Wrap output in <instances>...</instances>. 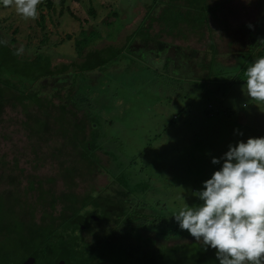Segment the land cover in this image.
<instances>
[{
  "label": "rangeland",
  "instance_id": "rangeland-1",
  "mask_svg": "<svg viewBox=\"0 0 264 264\" xmlns=\"http://www.w3.org/2000/svg\"><path fill=\"white\" fill-rule=\"evenodd\" d=\"M208 1L213 7L219 6L210 15L208 25L199 29L197 25L192 28L185 24L170 25L173 28L170 30L162 18L157 19L170 0H41L37 8L39 18H44L43 28L37 19L25 20L15 6L6 8L0 0V39L23 48L24 59H33L38 51L53 54V68L59 72L36 84L1 75V81L13 95L37 93L41 99L40 105L28 109L29 114L20 103H6L0 115V159L7 161L3 169L5 185L12 184L10 168L18 161L25 170L22 184L26 185L32 174L38 173L42 179L56 178L53 185L44 182L40 188L60 189L59 161L47 158L46 167L36 164L29 148L37 133L29 129L31 116L40 115L42 105L51 116L47 134L69 153L76 151L75 145L78 150L95 153L109 169L110 177L106 178L111 180V193L114 187L116 190L118 218L112 215L111 226L94 229L96 236H101L95 240L102 246L107 243L106 234L109 242L117 243L127 240L130 230L138 227V219L126 215L137 206V195H142L141 186L145 185L141 182H149L150 176L153 179L146 187L158 192L145 194L142 202L161 200L162 207L169 206L171 213L174 208L178 211L202 203L195 193L223 164V161L213 164V157H222L229 145L241 140L264 137V103L257 105L246 96L242 90L245 77L243 82L230 84L228 88L223 86L225 80L218 87L210 80L199 81L196 87L193 84L199 76L207 74L204 67H211L214 58L212 64L223 69L224 65L237 64L239 53H243V63L247 49L253 52L258 48L256 40L264 35V0ZM184 2L188 0L175 1L182 10L186 7ZM42 41L49 46V52ZM78 42H90L81 54ZM213 43L219 52L213 49ZM126 46V51L119 55ZM95 48H103L100 59L108 64L95 74H76L73 63L84 62V56ZM215 53L217 57L213 58ZM210 90L218 93L214 95ZM86 98L90 99V105L83 101ZM63 117L71 122L69 126L52 125L53 119ZM67 127L83 128L82 138L86 141L72 142L71 136L64 137ZM106 132L111 135L114 151L108 143L104 145ZM127 168L135 172L134 180L127 175L134 182L133 190L126 188L121 179ZM88 188L97 191L100 186L96 183ZM79 191H84L83 186ZM183 191L188 192L186 198H182ZM35 195L40 197V192ZM103 196L110 193L107 191ZM164 220L176 223L174 217ZM90 231L91 228L82 233L79 229L74 239L82 237L86 244L90 243ZM136 235L139 233H132ZM143 236L148 237V233H140L137 240ZM177 240L195 241L189 234H182ZM142 241L146 245V239ZM172 244L175 243L167 241L164 247Z\"/></svg>",
  "mask_w": 264,
  "mask_h": 264
},
{
  "label": "trees",
  "instance_id": "trees-1",
  "mask_svg": "<svg viewBox=\"0 0 264 264\" xmlns=\"http://www.w3.org/2000/svg\"><path fill=\"white\" fill-rule=\"evenodd\" d=\"M175 1L177 0H170L169 3H166L162 13L159 18H157L158 20H161L162 18L166 25H173V27L178 25L183 26V24H185L190 25L191 28L197 25L198 27H196V29H199L203 27L204 24L205 26L208 25L210 15L219 8V6L213 7L208 0H188V3L184 2L186 7L182 10V7L176 5ZM176 10H179V13L176 14ZM114 16L115 18L119 17L117 14H114ZM154 19L156 18H152V20ZM43 22L44 19L43 16H41V21L38 23L43 26ZM172 29V26H170V30ZM263 36L257 38L256 47L258 48H255L256 50L251 52L247 49L248 52H245L246 59L243 63V53H239L241 58H239L237 64L229 65V67H225L224 65L223 69H219L212 64L215 61L214 59H216L214 57H217L216 53L213 54V62L209 64L211 67H204V71L207 74H204L203 77L199 76L200 79H195L196 81L193 82L194 86L196 87L195 84L199 81L205 82L207 80H210L211 83L217 87L222 86L221 80H225L226 82L223 86H226V88H228V85L230 84L233 85L237 82H243L242 78L245 77L244 74L247 68L254 63L256 59L264 56V46H262L264 43ZM78 44V50L82 48V45H88L87 42H78ZM212 45L213 49L218 51L216 44L213 43ZM126 49L127 46L119 52V55H121L123 50L126 51ZM17 50L18 48L15 47L13 43H5L0 39V115H2L1 113L4 111L6 103H19L18 98L9 91L7 86H4L1 81V75L6 77H9L8 75H13L28 81L33 78L34 71L37 72L33 81H37L47 75H53V54H42L38 51L35 53V57L29 60L24 59L21 54L17 55ZM170 61H172L171 57L168 56L167 62L170 63ZM101 63L102 61L99 58V55L90 54L85 65L89 69H95ZM6 72H8V74ZM234 74H236L235 78ZM205 75L209 76L207 77ZM222 75H230V77H223ZM93 93L95 94V92ZM209 93H214V95H216L218 90H210ZM83 101L90 105V99L86 98L83 99ZM209 102L208 105L212 106L211 101ZM20 103L26 111L25 113H27V109L33 105L32 101L30 105H26V100L20 101ZM34 103L37 104L38 101L34 99ZM31 117L32 121L29 129L35 130L37 133L35 139L29 143V148L36 149L41 142V136H44L46 132L43 131L44 125L39 124L34 116ZM70 123L69 120L63 117L60 120H57L55 125L64 127L69 126ZM75 131L79 132L75 134ZM84 131L83 128L73 130L72 128L67 127L63 131V136H71L70 138L72 139V142L80 141V143H82V141H86V139L82 138L84 136L82 134ZM103 139L104 145L108 143L109 149L114 151L111 135L108 132H106V137ZM78 147L79 146H76V151L74 153H70V158L61 160V166L59 167L62 173V178L67 181V191L60 195L52 196L49 202V207L42 204L40 217L37 215L36 205H31L29 210L26 209L24 196H19L14 191H8L7 194H3L0 190V264H24L28 259L36 260L35 264H57L62 256L66 258L67 263L72 264H219V260L216 257V251L211 248L205 250L202 242H183L168 247L163 246L162 248L158 246L155 247L157 243L150 239L146 241V245H143L145 247L144 249L142 247L143 241L139 244V246L142 247L140 248L139 246L134 247L132 244H129V242L123 244L116 243L112 240L109 242L106 237V245L102 246L101 243V246L103 247L102 251L104 252H97V240L95 239H98L97 237L99 235L96 236L94 229L97 227L101 229L100 225L94 226L93 231H90L92 242L86 244L85 242L87 241L82 237L74 239L78 236L79 232V222L76 220H82V217L92 219L93 214H96L100 210H108V208L111 207V204H116L117 195L115 187L111 193V185L103 189L100 188L97 191L93 188H88L87 191L83 192L79 191L78 183L84 184L86 181V174L82 167L89 171L91 166L85 162L88 159L84 156L86 155L84 152L85 150H78ZM32 154L35 157L33 159L34 163L46 167L47 162L42 159L37 151H32ZM89 158L97 163L104 162V160L100 159L98 156H90ZM121 161L125 168V161L123 159H121ZM89 162L93 163L92 160ZM6 164L7 161L1 158L0 188L3 184V169ZM10 169L13 173L12 179L21 180L24 176L25 170L19 167L18 161H16ZM124 173L125 174L121 177L124 181L123 184L126 188L133 190L132 187L134 186V182L130 181L127 178V175L129 173V176L134 180L133 175L135 172L132 169L127 168ZM33 177H39L38 173L32 174L31 178ZM74 179L76 181V187L73 183ZM147 179L149 182H141L142 185L145 183L144 187L141 186V189H143L141 192L156 195L158 189L146 187L153 178L150 176V178ZM22 183L23 182H18L14 185H20ZM28 183L31 184L30 189H34L33 182ZM107 191L110 193V196H103ZM187 194L188 192L183 191L182 198H186ZM99 196L103 198H100ZM58 203L61 205L68 204L69 209L74 207L75 211L73 214L78 212L79 214L70 219L63 212L65 209L62 208L60 214L56 215ZM195 205L198 206L197 203ZM152 206H162L161 200L152 203ZM166 210L170 212L169 206L166 208L161 207L157 212H162L163 216L167 217L169 212H165ZM176 212L177 209L174 208L172 214ZM110 221L112 223V219ZM138 222L145 223L141 219L138 220ZM168 223L176 226L175 222L170 223L168 221Z\"/></svg>",
  "mask_w": 264,
  "mask_h": 264
},
{
  "label": "clouds",
  "instance_id": "clouds-1",
  "mask_svg": "<svg viewBox=\"0 0 264 264\" xmlns=\"http://www.w3.org/2000/svg\"><path fill=\"white\" fill-rule=\"evenodd\" d=\"M40 3L41 0H2L4 7L7 8L10 6H15L17 13L25 20L37 19V22L41 21V17L39 18L37 8ZM93 12L94 11L91 10V13L96 16V14ZM85 21L88 22V20ZM41 27H44V22L43 26ZM248 27L251 28L252 25L249 24ZM90 42H87V46L82 45L81 47L85 49L89 46ZM44 44L45 50L49 52V46H46L45 42ZM82 48L79 49L80 54L82 52ZM107 48L108 46L105 49ZM102 49L103 48H95V50L91 49L84 56V62L73 63V68L76 71V74H95L96 70L98 71L104 68L108 62L102 60V63L95 69H89L85 65L90 54H97L100 58ZM22 52L23 48H20L17 50L16 54L20 55ZM41 53L43 54L46 52ZM64 69H68V66H65ZM36 72L37 71H34L33 78L36 75ZM6 73L8 74V72ZM58 74L59 72L53 68V75ZM244 75L245 81L243 83L242 90L246 96L250 100L257 102V105L264 103V56L256 59L255 62L247 68ZM8 76L24 80L13 75ZM51 76L52 75H47L38 79L37 81H33V78H31L29 81H24H27L31 84H36L40 81L50 78ZM15 96L18 98L19 103L20 101L26 100V105H30L32 101L33 105L31 107L41 104V99L37 93H16ZM34 99L38 101L37 104L34 103ZM23 111L26 112L24 108ZM27 113H29V111ZM34 117L37 119V121L42 122L44 125V132H50L49 123H51V116L46 110L42 108V105L40 115H34ZM48 119H50V122ZM55 124L56 121L53 119L52 125ZM237 131L239 135H243L242 132H239V130ZM76 146L77 145H75V148ZM30 151H37V153L40 154L42 159L46 162L47 158H53L59 161V167L61 166V160L71 157V154L64 149V146H61L59 143H57L54 140V137L47 133H45L44 136H41V142L39 146L36 149H30ZM84 152L86 153L84 156L88 158L85 162L91 166L93 171H91V169L88 171L82 167L86 174V181L84 184L78 183L79 188L80 186H83L84 191H87L89 185H94L96 183H98L102 189L110 186L111 180H107L106 178L109 176V169L106 164L104 162L97 163L93 159L89 158L90 156H97L95 153L88 152L87 150ZM91 160L93 163L89 162ZM221 161H223L222 167L215 171L210 179L204 181L203 188L195 193L202 203L196 207L182 208L174 214H172L173 212L168 213L167 217H174L180 230L178 229L176 223V226H173L170 225L168 221H165V217H163L162 213V219L158 220V226H162L166 229H169L170 231H175L176 235L169 239L166 238L161 241H156L159 242V246H157L163 248L167 241L174 242L175 244L183 243L177 240V238L182 234H189L196 242H202L205 250L208 248L214 249L216 251V257L219 260V264H264V137H252L249 138L247 142L241 140L236 145H229V150L224 153L222 157H213L212 159L213 164H220ZM18 182H23V179H12V184L6 186L5 180L3 179V187L1 186L0 190L3 194H7L8 191H14L19 196H24L26 209L29 210L31 205H36L37 215L41 214L40 210L42 208V204H45L49 207V202L52 196L60 195L67 189V181H65L63 178L59 190L54 188H40L41 184L44 182L53 185L56 182V178H30L28 182H33L34 189L32 190L30 189L31 184L28 182L26 185H14ZM73 183L76 187L75 179L73 180ZM36 191L40 192V197H36ZM134 195L136 194H132V196ZM144 195L145 193H142L140 197L137 195L139 198L138 202H136L137 206H135L133 210H130L131 212L127 213L126 216L135 217L138 220H142L143 216L148 210L149 215L151 216L150 222L156 223L154 220L156 210L162 206H152V203L142 202ZM68 206V204L61 205L58 203L57 212L58 210L61 211L62 208H64L65 210H63V212L70 219L73 216L79 214V212L73 214L75 208L73 207L69 209ZM116 210V204H111V207H109L108 210H100L96 214H93L92 219L83 217L82 220L77 219L76 221L79 222L78 227L80 230H82V233L90 228L91 231H93V228L96 225H100L101 229L103 230L105 226H111V224H113V222L110 225L101 224L112 219V215H114L115 219L117 220L118 216ZM82 224H86V226L83 227ZM139 224L140 223L138 222V227L132 228L130 230L127 240L122 239L118 243L123 244L129 242V244H132L134 247H138L140 242H142V239H146V241L152 239L148 234V237L143 236L141 237L140 241L137 240V238L140 237V233L143 235L146 234L145 232L140 231ZM133 232H138L139 235L132 236ZM99 237L101 236H98L97 238L99 239ZM105 237L109 238L107 234ZM96 243L97 250H102L103 247L101 246V242L96 241ZM143 244L144 242H142V247L145 249ZM139 247L142 248L141 246ZM66 264L72 263L66 262Z\"/></svg>",
  "mask_w": 264,
  "mask_h": 264
},
{
  "label": "crops",
  "instance_id": "crops-1",
  "mask_svg": "<svg viewBox=\"0 0 264 264\" xmlns=\"http://www.w3.org/2000/svg\"><path fill=\"white\" fill-rule=\"evenodd\" d=\"M158 209L159 208H157V210ZM142 221H144L145 223H140V231L148 233L151 236V238L154 239L155 241H161L166 238L169 239L176 235L175 231H170L169 229H166L162 226H156V223L150 222L151 216L149 215L148 210L146 211V214L143 216ZM156 232H161V235H159V233L158 235H156Z\"/></svg>",
  "mask_w": 264,
  "mask_h": 264
},
{
  "label": "flooded vegetation",
  "instance_id": "flooded-vegetation-1",
  "mask_svg": "<svg viewBox=\"0 0 264 264\" xmlns=\"http://www.w3.org/2000/svg\"><path fill=\"white\" fill-rule=\"evenodd\" d=\"M190 66L193 67V66H192V63H191ZM99 197H100V196H99ZM100 198H103V197H100ZM160 208H161V207H160ZM160 208H159V209H160ZM157 211H158V210H157ZM157 211H156V214H155V217H154V220L156 221V226H158V220H159V219H162V212L158 213ZM110 220H111V219H110ZM110 220H107V221H105L104 223H101V224H106V225L109 224V225H110V224H111V221H110ZM108 221H110V222H108ZM158 233H159V235H161V232H156V235H158Z\"/></svg>",
  "mask_w": 264,
  "mask_h": 264
},
{
  "label": "water",
  "instance_id": "water-1",
  "mask_svg": "<svg viewBox=\"0 0 264 264\" xmlns=\"http://www.w3.org/2000/svg\"><path fill=\"white\" fill-rule=\"evenodd\" d=\"M36 260L28 259L24 264H35ZM58 264H66V258L60 257Z\"/></svg>",
  "mask_w": 264,
  "mask_h": 264
}]
</instances>
